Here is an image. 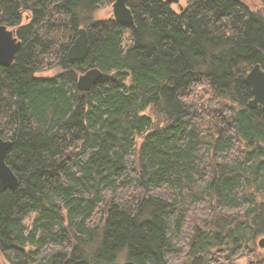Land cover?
Wrapping results in <instances>:
<instances>
[{
	"label": "trees",
	"instance_id": "16d2710c",
	"mask_svg": "<svg viewBox=\"0 0 264 264\" xmlns=\"http://www.w3.org/2000/svg\"><path fill=\"white\" fill-rule=\"evenodd\" d=\"M113 2L0 0L22 42L0 66L20 182L0 193V264H264V113L246 84L264 13L130 0L134 25L96 20ZM81 29L87 56L71 62ZM44 61L61 72L38 79Z\"/></svg>",
	"mask_w": 264,
	"mask_h": 264
},
{
	"label": "water",
	"instance_id": "95a60500",
	"mask_svg": "<svg viewBox=\"0 0 264 264\" xmlns=\"http://www.w3.org/2000/svg\"><path fill=\"white\" fill-rule=\"evenodd\" d=\"M170 5H180L181 0H163ZM130 0H114L113 16L114 20L122 25H134V16L128 6ZM22 48V42L15 37L14 32L6 26L0 24V66H11L16 58V55ZM88 52V34L85 29L79 31V37L75 44L68 52V59L71 62H83ZM103 74L92 69L82 75L78 80V88L81 92L91 90ZM246 84L251 88L253 100L249 106L251 108L261 107L264 113V65L255 66L246 77ZM12 147L10 140L0 138V193L7 190H16L20 186L18 177L7 164V155ZM259 246L264 249V238L259 241ZM122 264H135L133 262H124Z\"/></svg>",
	"mask_w": 264,
	"mask_h": 264
},
{
	"label": "rangeland",
	"instance_id": "374dc122",
	"mask_svg": "<svg viewBox=\"0 0 264 264\" xmlns=\"http://www.w3.org/2000/svg\"><path fill=\"white\" fill-rule=\"evenodd\" d=\"M244 1L252 11L264 13V4H263L262 0H244ZM113 3H106L104 6H102L96 12L95 19L101 21V20L114 18V16H113ZM186 3H187V0H181V5L185 6ZM174 8H178V5H175ZM25 22H27V20H25ZM48 64H49V61H44L43 66L45 69L36 74V77L38 79L51 78V77H54L55 75H57L58 73L61 72V69H59L56 65L54 67H52L51 69L47 68ZM82 75H84V74H82ZM206 100H207V98H206ZM248 263H249L248 258H241L235 262V264H248Z\"/></svg>",
	"mask_w": 264,
	"mask_h": 264
}]
</instances>
